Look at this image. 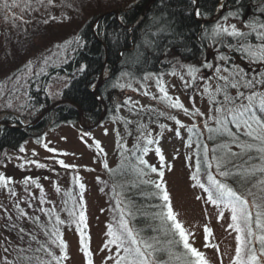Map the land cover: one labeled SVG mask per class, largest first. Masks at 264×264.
Wrapping results in <instances>:
<instances>
[{
	"label": "rangeland",
	"instance_id": "1",
	"mask_svg": "<svg viewBox=\"0 0 264 264\" xmlns=\"http://www.w3.org/2000/svg\"><path fill=\"white\" fill-rule=\"evenodd\" d=\"M127 1L53 0L52 4H48V0H43V3L30 0V7L21 11L20 7L4 9V0H0V123L7 121L22 125L33 121L40 113L31 111L28 103L29 86L33 84L38 89L42 84L41 77L47 75L49 69L60 68L70 59L73 53L72 39L83 23L101 12H117ZM224 1L221 0L218 7L220 15L214 20L215 26L236 25L240 31L247 29L243 22L225 15L227 9ZM7 2L11 4L12 0ZM32 14L33 19L41 17L40 25L44 30H38V34L31 40L24 39L23 45L21 44L24 48L23 57H19L17 61L20 47L17 43L14 44L16 40L9 33H14L16 27H25L24 23ZM5 51L7 60L3 56ZM220 57L225 59L221 60ZM226 59L224 54H214L213 50H208L205 64L212 65L210 68L205 66L199 69L196 65L170 60V70L160 75H147L142 80L123 77L117 92L110 97L117 112L115 117L105 118V113L100 125L92 130H83L77 124H61L53 128L47 124L39 133H33L27 138L19 148L0 151V173L10 177L12 181L7 187H0V234L15 226L18 230L20 227H28L38 232L47 229L59 235L62 230L67 258L61 260V264H87V259H91L92 264H115L119 255L116 246L109 244L108 231L109 227L119 229L116 226L118 215L112 208L106 191L109 189L107 175L119 161L117 149L124 140L127 146L139 142L140 149L143 146L144 149L147 148L149 158L162 170V183L170 197L169 203L177 219L190 234L189 242L192 246L205 255L209 264H232L237 234L229 228L232 223L231 212L223 205L211 203L208 193L192 179L197 174V163L194 158L195 146L189 142L192 138L205 139L207 128L214 125L221 115L215 111L221 107L216 100L219 96L222 97L220 94L225 84V81L219 79L220 76H230L232 71L243 69V72L248 71V79H260V73L264 72V63H250L249 60L242 63L235 59L232 66L227 68L224 62ZM5 60L8 61L7 64ZM4 64L9 69L3 68ZM190 68H195L196 72L190 75ZM217 68L220 69L219 72L216 71ZM107 75L103 74V80ZM69 79L67 75L49 76L44 84V91L51 105L61 101L60 93ZM161 87L167 97L160 91ZM217 87L221 88L219 92L216 91ZM233 90L237 95V89ZM239 90L245 96L251 91L243 87ZM254 90L264 92V85L256 84ZM177 100L183 108L171 107ZM170 117H175V120ZM16 120L20 123L15 122ZM176 120L180 121V125L176 124ZM81 123L89 126L83 119ZM148 139L153 143H147ZM94 141L99 142V149ZM21 147L24 151H20ZM157 148L160 149L163 161L160 155L157 159L154 158ZM258 155L262 156L256 152L255 161L249 156L250 161L237 173L239 178L246 177L240 174L241 170L264 167V159ZM58 161H63L70 167L66 168ZM37 163L44 167H37ZM211 172L212 169L206 172L205 168H199V181L205 187H208L207 173ZM214 174L215 178L222 179L223 182V176L220 178L216 171ZM256 175H261L260 180H264V173L256 171L252 177ZM26 177L31 179L24 183ZM76 178H79L78 182ZM33 180L35 183H32ZM257 180L260 181L258 178ZM253 182L250 186L244 185L238 193L245 197L251 196L246 197L249 201L264 203L257 196L262 193L261 186L256 184L257 181ZM81 184L83 188L80 187ZM74 186L82 195L87 242L81 236L82 231L78 228L73 213L65 208V197L71 203L74 202ZM249 191L252 195L248 194ZM13 192L15 195L11 194ZM57 217L62 222L58 223ZM205 227L211 230L207 241ZM82 239L91 254L88 258L84 255ZM45 243L49 244L53 255L61 256V249L56 243ZM11 246L16 248L20 245L19 242L12 244L7 236L0 235V264H6V261L9 264L20 262L15 254L12 257L7 252ZM4 247L7 251L3 250ZM20 249H16L14 253L19 254ZM24 254L29 255L28 249ZM36 255L34 253L29 257ZM37 257L45 260L46 256L38 251ZM48 261L56 264L50 257Z\"/></svg>",
	"mask_w": 264,
	"mask_h": 264
},
{
	"label": "trees",
	"instance_id": "2",
	"mask_svg": "<svg viewBox=\"0 0 264 264\" xmlns=\"http://www.w3.org/2000/svg\"><path fill=\"white\" fill-rule=\"evenodd\" d=\"M147 1L128 0L117 9V12L112 10L101 12L92 16L79 27L71 42L73 53L70 59L60 68L49 69L47 75L41 77L42 84L38 89L33 84L28 88V103L31 111L34 110L35 114H38L51 106V101L44 91V84L49 76L67 75L70 79L60 93L63 103L51 109L41 124L35 128L18 129L1 126L0 151L19 148L27 138L31 137L33 133H39L47 124L51 128L61 124L78 125L76 106L82 110V119L88 125L96 123L104 111L100 100L106 105L105 118L115 117L117 112L110 102V97L117 92L123 77H127L129 80H142L147 75H160L167 72L170 60L186 62L202 69L206 65L205 59L208 50H213L214 54L222 53L227 56L224 61L227 68L232 66L235 59L242 63L249 60L239 46L238 38L226 34L215 35L213 33V29L216 27L214 21H201L216 17L221 0H197V7L193 0H155L147 6L140 22L130 29L138 21ZM224 4L227 9L225 15L230 18L243 22L245 25L249 22L264 23V0H227ZM197 11L200 15L196 14ZM230 13L232 15H229ZM34 14L28 18V23H24L25 27H16L14 33H9L16 40L14 44L17 43L20 47L18 48L17 61L20 59L19 57H23L22 42L25 41L24 39L31 40L38 34V30H44L40 25L41 17L37 16L33 19ZM242 32H250V29L247 28ZM258 42L255 33H252L247 39V43L250 44H258ZM0 50H2L1 45ZM3 56L4 59H8L6 51L3 52ZM6 64L3 68L9 69ZM104 73L108 75L98 88V97H96L92 90L99 76ZM246 73L248 71H244L248 79L249 76ZM225 93L229 97H236V91L229 85L222 88L220 94L222 97L219 96L216 103L220 106L231 107L230 104L225 103ZM66 101H71L76 106ZM230 119L231 117H228V120ZM227 127L241 143L251 142L259 145L258 141H250V138L244 135L243 129L238 130L231 123H228ZM217 128H220V131H209V129ZM192 136L194 135L192 134ZM204 136L205 139L199 137L197 140L192 138L189 141L191 145L195 146L194 158L197 165L199 164V168H205L206 172L212 169L211 173L215 177L214 172L219 174V170L216 168L213 157H224L230 161L226 164V168L232 174L227 177L223 176V182L239 192L238 190L244 185L250 186L254 183L253 181H257L256 184L261 186L262 191V195L258 194L257 196L260 199L264 197V185L259 184L257 180V178L261 179V175H256L257 178H253L252 175L239 178L237 174L247 164L246 162L250 161L249 156L252 160H257L255 155L258 151L254 148L241 155L228 156V152L240 153L241 149L236 147L233 139L216 123L207 128ZM224 144L229 147L222 149L220 146ZM139 145L140 143L137 142L136 145L127 146L126 142L122 140L117 149L119 161L107 175L109 189L107 188L106 191L112 202V208L117 211V229L121 220V212H123L124 219L134 231L139 232L145 239L156 237L161 242V247L165 250L157 253L156 258L162 264H179L176 257L170 256L166 250L168 240L174 238L178 240L179 238L173 237L171 233L166 234L162 230L163 226L157 215L162 210L166 211L163 208L165 202L160 198L162 194L155 187L156 183L163 184V176L159 175L162 170L158 169L155 162L149 158V152H144V146L143 149H140ZM205 147L208 149L207 153L204 151ZM158 157L156 151L154 158ZM140 158L146 162L145 165L139 163ZM208 164L212 166L208 167ZM153 167L157 169L156 172L151 171ZM216 179L222 180L217 177ZM72 196H75L74 202L71 203L65 197L66 207H64L73 213L78 225L79 213L81 210L83 211V202L81 192L76 186L72 188ZM34 222L38 223L36 220ZM9 228L5 229L2 234L7 236L8 241L12 240V244L19 242V247L11 246L8 247L10 251H7L12 257L15 254L16 258L20 253L17 254L14 251L23 247L25 250L28 249V257L34 253L37 255L33 257H37L36 250L40 249L39 252L42 251L46 256L45 261H48L50 256L41 246L43 245L53 253L45 241L49 243L55 241L56 246L60 248L59 241L63 240L62 230L59 235L47 229H43L44 232H38L28 227H25L26 229L20 227V230L16 226L13 229ZM78 228L83 232L84 240L87 242L88 234L85 221L83 224H79ZM5 249L6 247L3 250ZM184 251L182 244L172 246L173 253L179 254ZM117 253L119 256L123 255L122 251ZM22 255L26 256L24 252ZM18 261H20L18 264H27L26 261ZM32 264H37V261L33 259Z\"/></svg>",
	"mask_w": 264,
	"mask_h": 264
},
{
	"label": "snow or ice",
	"instance_id": "3",
	"mask_svg": "<svg viewBox=\"0 0 264 264\" xmlns=\"http://www.w3.org/2000/svg\"><path fill=\"white\" fill-rule=\"evenodd\" d=\"M52 2L53 0H48V4H52ZM37 3H43V0H37ZM193 3H195V0H193ZM2 7L4 9L20 7L21 11H23L25 8L30 7V0H20V3H18V0H12L11 4H9L7 0H4ZM196 14L200 15L199 11H197ZM229 15H232V13ZM45 23H47V21H45ZM245 27L249 28L250 32H242L237 29L236 25H231L229 27L217 25L213 29V33L215 35L226 34L227 36L238 38L237 42L248 56L250 63H264V23L257 24L256 22H249ZM252 33H255L256 39L259 40L260 43H247V39ZM220 59L223 60L225 58L220 57ZM205 66L209 68L212 67L210 64H206ZM216 71L219 72L220 69L217 68ZM225 71H227V69H225ZM195 72V68L189 69L190 75ZM219 79L225 81L223 87L226 88L230 85L232 88L237 89L235 98L229 97L227 93H225V103L230 104L231 107L221 106L215 109L217 113L221 114L216 119V123L233 139L236 147L241 149L240 153L228 152L227 155L237 156L255 148L256 151L262 154L261 159H264V92H257L254 90L256 84L264 85V72L260 73V79H256L255 77L247 79L243 69H239L238 71H232L230 76H220ZM242 87L251 90L248 95L245 96V94L239 90ZM220 90L221 88L217 87L216 91L219 92ZM160 91L167 97V93L163 87L160 88ZM205 91H207V89H205ZM245 100L247 101L246 103L243 102ZM237 101H239V103H237ZM171 107L183 108V105L177 100L175 103L171 104ZM185 111L187 110L185 109ZM228 117H231V119L228 120ZM170 118L175 120V117ZM228 123L234 124L238 130L243 129L244 135L249 137L250 141H258L259 145L251 142L241 143L238 137L228 130ZM176 124L180 125V121L176 120ZM209 131H220V128L209 129ZM94 143L99 149V142L94 141ZM147 143L151 144L153 141L148 139ZM44 146L47 148V145ZM220 147L222 149H227L229 146L224 144ZM147 150V148L144 149L145 152H147ZM20 151H24L23 147H21ZM48 151L55 150L48 149ZM156 151L157 155H160L163 161L160 149L157 148ZM204 151L207 153L208 149L205 147ZM213 160L216 162V168L219 170L220 176L227 177L232 174L226 168V164L230 163L229 160H226L224 157L215 156ZM58 163L66 168L70 167L64 164L63 161H58ZM139 163L141 165L146 164L142 158L139 159ZM211 166V164H208V167ZM21 167H23V165H21ZM37 167H44V165L37 163ZM105 167H107L106 164ZM151 171L156 172L157 169L153 167ZM256 171L264 173V167H260L259 169L253 168L246 171L241 170L240 174L247 177L254 175ZM198 174L199 164L197 165V174H194L192 179L197 181L199 186L204 188L208 193V200L211 203L217 206L223 205L231 212L232 223L229 224V228L233 229L237 234L235 256L232 259V264H264V203H257L255 200L249 201L244 195L238 193L228 184L217 180L211 173H207L208 187H205L204 184L200 183ZM159 175L163 176V172H160ZM29 179L31 178L26 177L24 183H27ZM76 179L78 182L79 178ZM11 182L10 177H5L4 174L0 173V187H7ZM32 183H35V181L33 180ZM258 183L264 185V180H260ZM80 187L83 188V185L81 184ZM155 187L160 191L162 194L160 198L165 202L163 208H165L166 211L162 210L157 214L163 226L162 230L166 234L171 233L173 237L179 238L178 240L174 238L167 241L168 248L166 250L169 255H174L179 261V264H209L205 255L197 248L193 247L189 242L190 234L186 232L181 222L177 219L176 214L173 212L169 203L170 197L163 184L156 183ZM11 194L15 195L14 192ZM248 194L252 195L250 191ZM261 199L264 200V197ZM220 215L222 216L223 212H221ZM84 221V212L81 210L79 213L78 226L79 224H83ZM57 222H62L59 220V217H57ZM204 231L205 240L207 241L208 236L211 234V230L205 227ZM83 235V232H81L82 237ZM108 236L110 237L109 244L115 245L117 252H123V255L116 259L115 264H162V262L156 258L157 253L165 250L161 247V242L156 237L145 239L139 232L134 231L124 219L123 212H121L119 230H113L109 227ZM53 242L55 243V241ZM59 244L61 249V256L59 257L53 255V253L47 248H44L43 245L41 246L56 264H61V260L67 258L64 241L60 240ZM176 244H182L185 251L179 254L173 253L172 246ZM81 245L85 257H90L91 254L84 245L83 239L81 240ZM5 251H7V249H5ZM19 251L22 254L25 250L20 249ZM36 251L38 252L40 249ZM18 259L26 261L27 264H32L33 259L37 260L38 264H51V261L41 260L39 257L19 255ZM6 264H9V262L6 261ZM87 264H92L91 259H87Z\"/></svg>",
	"mask_w": 264,
	"mask_h": 264
},
{
	"label": "water",
	"instance_id": "4",
	"mask_svg": "<svg viewBox=\"0 0 264 264\" xmlns=\"http://www.w3.org/2000/svg\"><path fill=\"white\" fill-rule=\"evenodd\" d=\"M153 1H155V0H148L147 1V3L145 4V7H144V10L142 11V13H141V15H140V17H139V19H138V21L132 26V27H130V29L131 28H134L139 22H140V20L142 19V17H143V15H144V12H145V9H146V7L150 4V3H152ZM196 1V7H197V0H195ZM225 3L227 2V0H225L224 1ZM220 14H218V15H216V17H218ZM215 17V18H216ZM215 18H211V19H207V20H201L202 22H211V21H214L215 20ZM103 74H101L100 76H99V78H98V81H97V83H96V85L94 86V88H93V90H92V93H93V95L94 96H96V97H98V88L100 87V85H101V83L103 82ZM67 103H70V104H74L73 102H71V101H66ZM61 103H63V101H59V102H56V103H53L51 106H49L48 108H46L44 111H42L33 121H31V122H29V123H26V124H22V125H14V124H11V123H9V122H7V121H4V122H1L0 124L2 125V126H8V127H11V128H18V129H24V128H27V129H31V128H35V127H37L38 125H40L41 124V121L43 120V118L46 116V114L51 110V109H53L55 106H57V105H59V104H61ZM100 103L103 105V108H104V111H103V113H102V115H101V117L99 118V120L96 122V123H94L93 125H89V126H85V125H83L82 123H81V121H82V118H83V114H82V110L80 109V107H78V106H76L75 104V106H76V108H77V112H78V126H79V128H81V129H83V130H92V129H94V128H96L97 126H99L100 125V123H101V121H102V119H103V115L106 113V105H105V103L102 101V100H100ZM20 122V121H19Z\"/></svg>",
	"mask_w": 264,
	"mask_h": 264
}]
</instances>
